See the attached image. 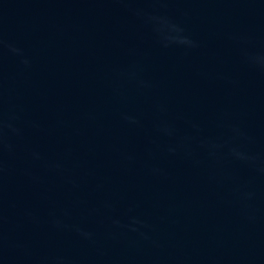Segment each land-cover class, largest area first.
Masks as SVG:
<instances>
[{"label": "water", "instance_id": "95a60500", "mask_svg": "<svg viewBox=\"0 0 264 264\" xmlns=\"http://www.w3.org/2000/svg\"><path fill=\"white\" fill-rule=\"evenodd\" d=\"M0 264H264V0H0Z\"/></svg>", "mask_w": 264, "mask_h": 264}]
</instances>
